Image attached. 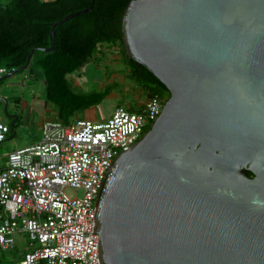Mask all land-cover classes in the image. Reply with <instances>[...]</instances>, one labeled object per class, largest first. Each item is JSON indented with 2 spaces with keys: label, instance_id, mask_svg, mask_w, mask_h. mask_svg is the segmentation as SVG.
<instances>
[{
  "label": "water",
  "instance_id": "95a60500",
  "mask_svg": "<svg viewBox=\"0 0 264 264\" xmlns=\"http://www.w3.org/2000/svg\"><path fill=\"white\" fill-rule=\"evenodd\" d=\"M122 32L170 96L103 181L100 264H264V0H131Z\"/></svg>",
  "mask_w": 264,
  "mask_h": 264
},
{
  "label": "built area",
  "instance_id": "2783aa9c",
  "mask_svg": "<svg viewBox=\"0 0 264 264\" xmlns=\"http://www.w3.org/2000/svg\"><path fill=\"white\" fill-rule=\"evenodd\" d=\"M6 72L0 67V78ZM164 102L150 95L140 110L117 106L103 121L48 119L37 143L7 153L0 167V249H13L15 235L29 240L21 259L8 264H100L93 227L103 181ZM9 129L0 121V142Z\"/></svg>",
  "mask_w": 264,
  "mask_h": 264
},
{
  "label": "trees",
  "instance_id": "16d2710c",
  "mask_svg": "<svg viewBox=\"0 0 264 264\" xmlns=\"http://www.w3.org/2000/svg\"><path fill=\"white\" fill-rule=\"evenodd\" d=\"M131 0H0V67L7 71L26 62L31 75L45 82V101L57 107L58 117L68 124L73 114L99 103L106 92H78L69 76L102 55L103 45L118 46L131 77L146 90L167 100L170 92L151 71L130 58L123 44L122 18ZM91 6L86 13L55 27L53 47L50 29L69 13ZM98 54V55H97ZM21 70V71H23ZM249 176H253L247 171Z\"/></svg>",
  "mask_w": 264,
  "mask_h": 264
},
{
  "label": "rangeland",
  "instance_id": "374dc122",
  "mask_svg": "<svg viewBox=\"0 0 264 264\" xmlns=\"http://www.w3.org/2000/svg\"><path fill=\"white\" fill-rule=\"evenodd\" d=\"M100 51L106 56L112 54L118 55L117 60H119L116 61L115 66L120 68V72L125 70L127 73V71H129L124 63L118 46L103 45L100 47ZM102 56L103 55H101V57ZM91 67L94 68V65L90 62V64L86 66L88 69L86 75L88 79H98L99 76H101V71L104 73L106 72L104 75H108L114 68L111 65H107L106 67L105 65H102L101 68L103 70L101 69L100 72H97V70H92ZM128 83L134 85V79H129ZM120 86L121 85L118 87ZM111 96L116 102L121 103H127L132 99L131 96L127 94L124 96L120 94V96L118 95L119 98L115 93ZM44 101V80L31 75L27 69L0 78V119L10 127L14 124L13 129L16 130L15 134L12 133L13 129L10 130L8 136L0 142V167L6 164L7 153L19 144L21 139L30 140L31 142L39 137L40 130L38 123L40 122L41 115H43L45 111L43 104L45 103ZM109 101L111 102L112 100H106L105 95L99 103L85 109V111L94 112V110L99 109V107L102 109H108L111 105L109 104ZM115 101L113 100L114 103ZM47 104L48 107L56 108L51 102H48ZM9 115H17L18 120L14 121L15 116L14 118H10ZM66 191L68 194L73 195L72 190L67 189ZM24 236L25 235L22 234L15 235V247L13 249H0V264L14 263L16 260L21 259L23 253L27 250L29 241L28 238Z\"/></svg>",
  "mask_w": 264,
  "mask_h": 264
},
{
  "label": "crops",
  "instance_id": "0c3cea01",
  "mask_svg": "<svg viewBox=\"0 0 264 264\" xmlns=\"http://www.w3.org/2000/svg\"><path fill=\"white\" fill-rule=\"evenodd\" d=\"M102 55H103L102 57L100 55V58L98 60L90 61L94 65V68L91 67V69L97 70V72H100L102 69L101 68L102 65H105V67L107 65H111L114 68L108 75H104V74H106V72L104 73L103 71H101L100 72L101 76H99L98 79H96V78H89L88 79L86 76L87 72H88V69L86 68V66L90 64V62H88L87 65L86 64L83 65L82 67H80L79 70L72 73L68 79H69V82H70L72 88H74V90H76L78 92H94V91H103V90L107 91L106 92V100H112L111 102L109 101V104H111V105L108 107V109H102L101 107H99V109L94 110V112L85 111V109L78 110L70 118L69 123H71L75 120H78V119H89V120H93V121L106 120L107 118H109L111 116L113 110L117 106L126 107L131 111H138L142 108L145 100L148 97L146 90L143 89L141 86H139L135 80H134V82H135L134 85H132V83L131 84L128 83L129 79L132 78L129 71H127V73L125 70L120 72L119 71L120 68L115 66L116 61L119 60V59L117 60L118 55H116V54H112L109 56H106L105 54H102ZM93 85H95V86H93ZM119 85H121V86L118 87ZM113 92L117 95L118 98H119L120 94H122V96L127 94V95H130L132 99L127 103L116 102L115 99H113L111 96L114 94ZM113 100L115 101V103L113 102ZM44 102L45 103H43V104H44V110L45 111H44V114L41 115L40 122L38 123V127L40 130L39 137L37 139L31 141V142H30V140L21 139L20 143L17 144L12 150H15V149H18L21 147H25V146H30V145L37 143L40 139V136H41V125H42V123L48 119H59L57 107L56 108L55 107H48L47 106L48 102H46V101H44ZM97 106H100V105H97ZM14 116H15L14 121H17L18 120L17 115H9L10 118H14ZM0 121L3 122L1 119H0ZM9 128H10L9 131L12 130L14 128V124L11 127L9 126ZM8 133H7L6 137L8 136ZM12 133L15 134L16 130L13 129Z\"/></svg>",
  "mask_w": 264,
  "mask_h": 264
}]
</instances>
